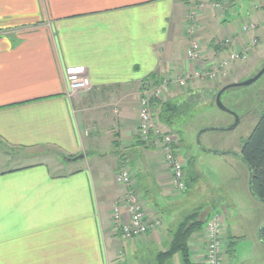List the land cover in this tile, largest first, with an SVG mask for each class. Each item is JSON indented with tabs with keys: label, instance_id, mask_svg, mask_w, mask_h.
Masks as SVG:
<instances>
[{
	"label": "crops",
	"instance_id": "obj_1",
	"mask_svg": "<svg viewBox=\"0 0 264 264\" xmlns=\"http://www.w3.org/2000/svg\"><path fill=\"white\" fill-rule=\"evenodd\" d=\"M191 1L0 0V264H131L128 259L139 253L148 260L168 248L183 217L179 211L163 224L169 197L176 196L170 171L158 152L137 140L142 84L153 75L175 79L259 43L258 35L239 33L241 42L235 35L245 2L249 24H258L256 31L264 26L262 0H226L221 15L209 6L197 21L199 62H190L185 51ZM82 78L89 87L71 90V82ZM198 81L207 82L171 85L168 101L181 104L204 91ZM26 160L33 162L21 163ZM124 164L145 213L161 223L158 231L129 242L111 225L112 207L124 195L115 181ZM242 169L240 179L253 199ZM227 208L212 204L198 213L204 225L188 238L190 263L202 264L206 223L223 213L222 263L236 264L238 249L246 245L255 255L237 264H252L257 256L264 264L258 237L264 218H255L250 239L236 218L227 220ZM177 255L167 264H175ZM176 261L184 264L182 257Z\"/></svg>",
	"mask_w": 264,
	"mask_h": 264
},
{
	"label": "rangeland",
	"instance_id": "obj_2",
	"mask_svg": "<svg viewBox=\"0 0 264 264\" xmlns=\"http://www.w3.org/2000/svg\"><path fill=\"white\" fill-rule=\"evenodd\" d=\"M225 1L221 0L218 3L222 8L216 11L217 13L215 14H222L221 11L226 7ZM262 2L264 3V0ZM208 3L192 0L186 9V21L190 10L196 11V7L200 4L205 7L204 10L208 9L210 6ZM247 8L246 2L244 6L239 8L243 15L242 23H239V26L246 25L251 21L250 17L246 15ZM202 12L198 11L197 21L200 17L199 14ZM252 23L254 31L248 32L250 35H258L261 41L259 43L251 42L248 45L249 48L246 49L247 52L242 51L246 53L244 58L239 59L235 64H230L231 67L224 71V75L222 74L213 80H206L207 82L198 81V87L200 89L204 88V91L181 103H186L188 108L176 118L171 127L172 130L164 128L167 132L169 130L178 133L180 139L178 142V144L180 143L179 157L184 164H187V161L189 163L185 171L187 180L186 193H176V196L169 197V200L173 199V201H169L165 206L166 209L162 218L165 226L167 225V218L179 213V211L181 212V214L179 213L180 216L184 218L194 212L201 214L204 209L209 208L212 204H217L219 205V209H223V206L228 207L227 220L229 221V217L232 220L236 218L235 222L240 224V227L246 229L247 235L251 239L255 235V229H257L255 218H264V203L252 199L249 196L244 181L240 179V171L241 168H244L242 167L244 165H242L238 156L240 155L242 144L249 137L261 111L264 109V75L248 87L228 89L222 94L221 102L223 106L233 112L239 119V124L234 130H228L234 123L233 116L220 111L214 104L215 94L221 87L250 79L264 65V26L263 28H261L262 26L260 27V31H256L259 29V26L254 22ZM239 26L236 28L235 35L239 38V42H241L243 38L240 37L242 35L238 31ZM199 32L195 36L200 41ZM204 83H209L210 88L207 89L208 91L205 89L207 87H205ZM170 95L171 93L164 97L163 101H168ZM153 117L157 122V111L155 109L153 110ZM205 129L216 130L204 132L198 138L199 133ZM143 148L153 149L158 152L157 149L151 147ZM212 152L221 155H218L219 157H211ZM158 154L160 155L159 152ZM11 158V162L8 163L9 167L15 161L14 155ZM31 162L33 161L26 160L25 163H21L29 164ZM34 162L37 163L38 161ZM84 164L85 162L82 163V165ZM124 166L120 171L127 168V164H124ZM242 170H244L248 177L246 168ZM54 173L60 174L62 172L54 170ZM248 253H251V258L253 259L255 254L250 252L248 246L241 245L237 251L238 255L234 260L239 263L238 258L247 259ZM257 257L255 260H251L252 264H259ZM177 258H181L180 255H177L175 264H179L176 261ZM128 260L133 261L131 264H155L153 258L147 260L143 255L141 256V253L137 254L133 259L129 258Z\"/></svg>",
	"mask_w": 264,
	"mask_h": 264
},
{
	"label": "built area",
	"instance_id": "obj_3",
	"mask_svg": "<svg viewBox=\"0 0 264 264\" xmlns=\"http://www.w3.org/2000/svg\"><path fill=\"white\" fill-rule=\"evenodd\" d=\"M214 10H220L218 3H211ZM204 6L198 5L196 9L203 11ZM190 10L187 15V34L189 46L185 51L188 61L199 62L201 49L195 34L198 32L197 16L198 11ZM254 26L247 23L239 27V33H247L253 30ZM224 44L231 47V41L226 39ZM245 52H237L233 49L226 58L216 60L209 66L201 63L200 66L192 72L169 79L161 78L157 85L151 81L143 83L140 97L138 100L139 122L137 128V140L146 148L157 149L165 165L170 171L171 186L175 193H183L186 190L184 179L185 164L177 154V145L180 139L174 134H170L159 125L153 117V101H163L171 90V85L184 87L190 80H213L220 75L231 63L243 59ZM208 65V64H207ZM89 87V80L86 78L77 79L71 82V90H85ZM163 128V129H162ZM116 184L123 188L124 195L117 201L111 212V225L113 230L120 236L124 242L131 240H140L146 235L158 231L161 227L159 220L149 217L143 208L141 196L132 190L131 174L124 168L115 176ZM205 247L202 256V264H223L222 254L226 250L227 240L225 239V219L222 214L213 215L206 223L204 229Z\"/></svg>",
	"mask_w": 264,
	"mask_h": 264
},
{
	"label": "trees",
	"instance_id": "obj_4",
	"mask_svg": "<svg viewBox=\"0 0 264 264\" xmlns=\"http://www.w3.org/2000/svg\"><path fill=\"white\" fill-rule=\"evenodd\" d=\"M160 80V77L153 75L143 83L151 81L154 85H157ZM192 97L194 96H191V98ZM186 105V103L173 104L169 101L165 102L158 100L152 102L153 110L155 109L157 111V122L165 129H171L176 118L183 114L188 108ZM168 133L176 134L179 138L178 133L174 131L168 130ZM178 145L180 146V143ZM240 156L241 162L246 170L248 171L249 169L251 171V176H249L248 172L251 183V196L256 201L264 203V109L261 111L258 121L249 137L242 144ZM188 165L189 163L187 162L185 168H187ZM198 217L199 214L194 212L183 218L176 229L171 233V241L168 248L164 251H157L151 257L155 261V264H167L177 253L181 255L184 264H191L187 241L192 233L203 228L204 223L200 222ZM258 237L260 242L264 245V226L259 229Z\"/></svg>",
	"mask_w": 264,
	"mask_h": 264
},
{
	"label": "water",
	"instance_id": "obj_5",
	"mask_svg": "<svg viewBox=\"0 0 264 264\" xmlns=\"http://www.w3.org/2000/svg\"><path fill=\"white\" fill-rule=\"evenodd\" d=\"M264 75V65L262 66V68L253 76L251 77L250 79L244 81V82H238V83H231V84H228L224 87H222L218 92L217 94L215 95V98H214V104L215 106L222 112H225V113H228L230 114L231 116H233L234 118V123L228 128V130H234L238 124H239V119L238 117L231 111H229L227 108H225L221 102V96L222 94L227 91L228 89H234V88H239V87H248L250 85H252L253 83H255L257 80H259L262 76ZM216 129H205L203 131H201L198 135V138L199 136L204 133V132H207V131H215ZM206 152V151H204ZM209 153V152H208ZM212 155H221L219 153H215V152H212ZM240 160H241V156L238 155ZM83 156H78L76 158H73L72 161H75L77 159H81ZM248 172H249V176H251V171L248 169ZM248 186H249V192L250 194H252V191H251V183H250V180L248 181Z\"/></svg>",
	"mask_w": 264,
	"mask_h": 264
}]
</instances>
